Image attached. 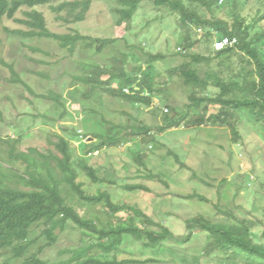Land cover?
I'll return each mask as SVG.
<instances>
[{
    "label": "trees",
    "instance_id": "trees-1",
    "mask_svg": "<svg viewBox=\"0 0 264 264\" xmlns=\"http://www.w3.org/2000/svg\"><path fill=\"white\" fill-rule=\"evenodd\" d=\"M107 1L114 5L111 11L116 17L115 25H125V31H129L132 18L143 2L174 14L177 18L182 41L178 49L185 60L167 69L166 73L180 87L189 90V103L184 104L180 112L168 104L162 114V126L157 128V132L184 125H219L228 128L237 141L240 137L237 124L244 117L260 131L264 140L263 0H257L261 8L246 16L236 12L239 0H225L221 5L217 4V0ZM92 2L0 0V24L4 19L13 21L21 28H5L7 36L23 40L48 39L69 56H73L77 50L98 55L105 48L110 50L113 56L109 66L94 62L79 65V74L72 77L73 89L77 90L79 99L92 100L106 94L112 99L124 100L132 107L150 106L160 90L152 87L147 72L151 70L152 63L164 59L162 54L144 52L146 67L137 64L131 71H126L122 64L128 56L126 53L120 54L116 45L118 40L90 37L77 31L72 34L53 33L47 28L44 15L39 11L41 7H47L55 14L57 22L78 24L85 20ZM18 12L23 16L21 19L15 17ZM191 30L198 35L196 40H192ZM222 36L235 38L236 44L214 51V40ZM195 43H201L206 53H189ZM124 48L129 52L142 50V46H128V43H125ZM30 49L39 52L37 48ZM236 54H239L240 66L231 70L230 61ZM213 60L217 61L215 70L210 69ZM200 66L209 68L200 73ZM7 67L12 74L10 82L22 84L31 92L13 66ZM224 68L230 69V72L223 76ZM128 87L131 93L123 91ZM210 88L216 91L214 95L207 93ZM198 91L204 94L198 96ZM37 97L48 98L56 106L63 107L55 94ZM191 110H201V113L192 115ZM212 110L215 112L209 114ZM65 112L62 108L61 115ZM98 121L105 130L84 134L90 135L94 142L82 143V153L76 157H73L69 138L81 139L83 135L78 136L75 132L68 134L69 138L51 133L46 138L48 147L45 149L29 147L20 151V137L3 142L0 140V143L8 144L4 153L0 148V264H145L151 260L119 259L124 235L142 242L144 248H156L162 241L173 237L167 228L154 222L136 206L114 202L107 188L116 183L100 177L97 168L87 160L88 156L105 148L117 147L136 137H147L153 128L140 123L128 127L126 131L127 127L123 129L112 124H109L108 129V123L103 118ZM116 127L117 133L114 131ZM143 157L144 154H138L136 159L141 162ZM3 162L8 167H3ZM18 163L23 165L22 171L15 169ZM145 177L157 178L152 174ZM119 188L123 191H148L141 184H123ZM187 198L207 202L203 196L190 195ZM224 213L232 216V211ZM186 224L189 230L206 233V253H227L228 260L233 261V264H264V232L261 234L262 242L255 241L251 232L252 222L236 219L214 222L198 216L187 220ZM67 231L79 233L78 244L60 251V259L56 262L43 260V251L57 243L59 233ZM191 236L192 232L182 240H188Z\"/></svg>",
    "mask_w": 264,
    "mask_h": 264
},
{
    "label": "rangeland",
    "instance_id": "rangeland-1",
    "mask_svg": "<svg viewBox=\"0 0 264 264\" xmlns=\"http://www.w3.org/2000/svg\"><path fill=\"white\" fill-rule=\"evenodd\" d=\"M238 4L236 12L243 16L254 14L257 8H261L257 0H239ZM113 6L107 0H93L85 20L70 25L57 22L55 14L47 7L37 9L44 15L47 28L53 33L72 34L77 31L90 37L118 40L116 45L120 54L126 53L128 56L126 64H122L126 71H131L137 64L146 67L144 52L162 54L164 59L152 63L151 70L147 72L152 87L160 90L152 104L132 107L124 100L112 99L106 94L92 100L79 99L72 79L79 74V65L94 62L109 66L113 52L105 48L98 55L77 50L73 56H69L48 39L23 40L7 36L5 28L15 30L21 26L4 19L0 24V140L3 142L20 137V151L29 147L45 149L48 147L46 138L51 133L69 138L67 135L75 132L78 136L83 135L81 139L69 138L73 157H76L82 153V143L94 142L90 135L84 134L105 130L98 121L100 118L108 123V129L109 124L122 126L123 129L127 127L124 131L140 123L152 127L153 132L147 137H136L128 143L105 148L87 157L89 163L97 168L100 177L116 183L107 188L114 202L136 206L173 235L156 248H144L142 242L124 235L119 259L151 260L145 264H233L228 260L227 253H206V233L189 230L186 221L198 216L214 222L234 219L250 221L254 240L262 242L264 140L260 131L242 117L237 124L240 136L237 141L228 128L219 125H184L157 132V128L162 126V114L168 104L180 112L184 104L189 103V90L180 87L166 73L167 69L185 60L178 49L182 41L177 18L143 2L132 18L129 31H125V25H115L116 17L111 11ZM15 17L21 19L23 16L18 12ZM197 37L191 30L192 40ZM125 43L128 46L140 45L142 50L129 52L124 48ZM30 48H37L39 52H33ZM189 53L205 54L206 51L201 43H195ZM239 59V54L231 59V70L239 68ZM216 62L213 60L210 69H216ZM117 63L114 64L119 66ZM8 65L13 66L32 93L22 84L10 82L12 74ZM198 68L203 73L209 67ZM229 70L224 68L223 76ZM112 86L115 87L114 83ZM207 93L214 95L216 91L210 88ZM50 94L57 95L63 107L56 106L48 98L37 97ZM196 94L201 96L204 93L198 91ZM62 108L66 111L63 115ZM199 113L201 110H191L192 115ZM131 118L132 121L129 120ZM114 131H117V127ZM0 148L4 153L8 144L0 143ZM138 154L145 155L141 162L136 159ZM2 164L8 167L5 162ZM17 166L15 169L22 171L23 165L18 163ZM147 174L157 178H147ZM123 184H141L148 191H123L119 188ZM190 195L203 196L207 202L187 198ZM225 211H232V216L225 214ZM190 232L191 238L182 240ZM78 238L76 231L59 233L57 243L46 248L41 258L56 262L60 259L58 253L76 246Z\"/></svg>",
    "mask_w": 264,
    "mask_h": 264
},
{
    "label": "built area",
    "instance_id": "built-area-1",
    "mask_svg": "<svg viewBox=\"0 0 264 264\" xmlns=\"http://www.w3.org/2000/svg\"><path fill=\"white\" fill-rule=\"evenodd\" d=\"M225 0H217V4L221 5L224 3ZM200 30H198L199 32ZM236 44L235 38H229V37H217L213 42V49L214 51H221L228 47H232Z\"/></svg>",
    "mask_w": 264,
    "mask_h": 264
},
{
    "label": "clouds",
    "instance_id": "clouds-1",
    "mask_svg": "<svg viewBox=\"0 0 264 264\" xmlns=\"http://www.w3.org/2000/svg\"><path fill=\"white\" fill-rule=\"evenodd\" d=\"M123 91L126 92V93H131L129 87L128 88H125Z\"/></svg>",
    "mask_w": 264,
    "mask_h": 264
}]
</instances>
